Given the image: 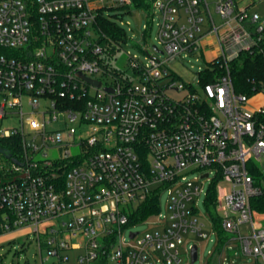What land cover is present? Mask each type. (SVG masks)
<instances>
[{"label":"built area","instance_id":"2783aa9c","mask_svg":"<svg viewBox=\"0 0 264 264\" xmlns=\"http://www.w3.org/2000/svg\"><path fill=\"white\" fill-rule=\"evenodd\" d=\"M149 2L163 48H146V62L130 56L127 73L106 59L101 21L133 0H0V120L21 122L0 138L24 147L0 185V236L33 230L41 264H190L208 230L219 253L237 246L264 264V214L253 206L264 196V78L237 91L231 66L263 40L264 16L235 0ZM206 51L195 84L169 67ZM153 199L158 211L135 219Z\"/></svg>","mask_w":264,"mask_h":264},{"label":"rangeland","instance_id":"374dc122","mask_svg":"<svg viewBox=\"0 0 264 264\" xmlns=\"http://www.w3.org/2000/svg\"><path fill=\"white\" fill-rule=\"evenodd\" d=\"M210 2L216 0H209ZM211 10L215 20L219 23V16L215 13V6L211 5ZM257 10L264 14V3L261 2L257 6ZM107 17L111 21L115 22L119 27L124 29L127 34L126 42H119L120 48H117L112 56L106 55V59L110 61L114 68L120 71L129 72V58L130 56L138 58L142 62H146L147 55L145 49L153 50V46H158L160 49L163 47L159 45V13L153 10L152 13H147L143 9L131 7V8H117L115 10L108 11ZM148 29V30H146ZM253 30V28H248ZM264 39V35H263ZM152 52V51H151ZM163 59L165 57H162ZM213 55L206 51V57H202V54L187 55L180 57L169 63V67L174 70L179 77H181L186 83L195 84L198 80L197 73L201 68L207 66V61L212 59ZM105 81L107 79H104ZM3 102V96L0 95V105ZM17 128L21 129L20 119L17 117H9L4 120H0V130ZM25 132L29 137H33L29 128L25 127ZM79 149H73V154L78 153ZM44 151L39 153L32 152L35 161H43L45 159L43 155ZM57 156V152L49 150L47 158L52 159ZM11 168V163L6 161L0 155V170L8 171ZM189 178H193L191 175ZM209 183L206 182V189ZM204 195L198 202L199 210L208 217L207 210L204 206ZM168 196L165 192L161 197V209L165 212ZM211 217H209V220ZM264 224V223H263ZM47 226H58L55 220L45 222L40 225V231L43 232ZM149 228V224H142L136 226L133 230L135 232H144ZM209 235L208 239H195L199 244V259L195 264H252V258L242 256L239 253V248L236 246L230 248L228 251L219 253L217 251V234L207 230ZM128 238V233L125 234ZM192 238V237H191ZM39 246L37 241V235L31 229L20 230L16 233L3 235L0 238V264H41L39 257ZM45 253V252H44ZM226 258V260H225Z\"/></svg>","mask_w":264,"mask_h":264},{"label":"trees","instance_id":"16d2710c","mask_svg":"<svg viewBox=\"0 0 264 264\" xmlns=\"http://www.w3.org/2000/svg\"><path fill=\"white\" fill-rule=\"evenodd\" d=\"M133 6L145 10L147 13L151 9L149 0H133ZM101 26L103 33L107 37L103 40V43L106 46V55L112 56L117 49L116 44L121 41L126 42V31L119 27L115 22L107 19L101 21ZM231 66L232 78L236 90L249 92L254 82L258 83L260 79L264 78V39L260 42L253 53L242 54L239 59L234 60L231 63ZM207 82H209V79H205V83ZM0 147L11 153L12 159H7L4 155L0 154L10 163H14L12 160H16L19 163L23 157L24 147L21 136L0 138ZM7 176H5V171L3 172L0 170V185L5 182L8 178ZM156 202L153 199L142 204L135 214V219H145L156 213L159 209ZM253 206L258 212L264 214V196L253 200ZM218 235L222 243L228 240V236L222 230L218 231ZM219 250L221 251V247Z\"/></svg>","mask_w":264,"mask_h":264},{"label":"water","instance_id":"95a60500","mask_svg":"<svg viewBox=\"0 0 264 264\" xmlns=\"http://www.w3.org/2000/svg\"><path fill=\"white\" fill-rule=\"evenodd\" d=\"M84 81L88 82L89 84H92L96 87H100L101 86V82L100 81H94L88 77H85L83 75H79ZM109 92H113L112 89H107ZM30 144V142L28 143ZM0 154L4 155L7 159H12V155L10 152H8L5 149H2L0 147ZM14 163L19 164L16 160H12ZM207 176V175H206ZM134 236V235H133ZM198 260V246L194 245L191 251V262L190 264H195L196 261Z\"/></svg>","mask_w":264,"mask_h":264},{"label":"crops","instance_id":"0c3cea01","mask_svg":"<svg viewBox=\"0 0 264 264\" xmlns=\"http://www.w3.org/2000/svg\"><path fill=\"white\" fill-rule=\"evenodd\" d=\"M235 2H236V8L237 9H247L249 11L257 12V13L261 14L262 16H264L263 13H261L257 10V6L259 5V3H261V2L264 3V0H235ZM1 237L2 236H0V238Z\"/></svg>","mask_w":264,"mask_h":264}]
</instances>
